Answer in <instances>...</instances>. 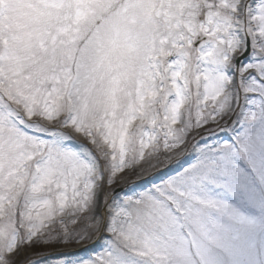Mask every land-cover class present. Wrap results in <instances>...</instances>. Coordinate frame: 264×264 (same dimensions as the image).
Segmentation results:
<instances>
[{
	"label": "snow or ice",
	"instance_id": "snow-or-ice-1",
	"mask_svg": "<svg viewBox=\"0 0 264 264\" xmlns=\"http://www.w3.org/2000/svg\"><path fill=\"white\" fill-rule=\"evenodd\" d=\"M93 239L264 264V0H0V264Z\"/></svg>",
	"mask_w": 264,
	"mask_h": 264
},
{
	"label": "rangeland",
	"instance_id": "rangeland-1",
	"mask_svg": "<svg viewBox=\"0 0 264 264\" xmlns=\"http://www.w3.org/2000/svg\"><path fill=\"white\" fill-rule=\"evenodd\" d=\"M220 135H223V133H220ZM189 151H191V149H189ZM168 171H170V167H169V163H166L164 165H161L159 169H148V171L140 177H135V176L130 177L128 181L122 182L121 185L117 187H123L127 189V187L130 184L142 185L149 180L158 179L159 175H163L165 172ZM103 242L104 241L102 239L99 241L93 239V240L85 241L81 244H72L66 247H61L57 249V252L66 253V255L53 254L49 261V264H60V261L64 259L74 260L77 257H86L93 250H98Z\"/></svg>",
	"mask_w": 264,
	"mask_h": 264
}]
</instances>
